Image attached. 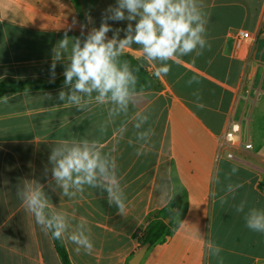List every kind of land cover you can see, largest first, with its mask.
Wrapping results in <instances>:
<instances>
[{
	"label": "crops",
	"instance_id": "1",
	"mask_svg": "<svg viewBox=\"0 0 264 264\" xmlns=\"http://www.w3.org/2000/svg\"><path fill=\"white\" fill-rule=\"evenodd\" d=\"M201 2L210 47L200 56L149 62L141 46L132 44L123 54L133 56L154 85L133 93L126 112L110 115L116 106L98 104L95 92L83 97L89 100L83 110L61 101L59 92L69 93L70 86L58 82L70 62L72 41L83 42L98 29L105 10L117 0H0V82L52 84L6 95V102L0 98V264H63L51 234L17 195L26 183L39 186L48 199L47 217L65 215L63 242L72 264H130L139 251L136 234L158 222L172 234L151 244L140 264L264 260V234L249 230L244 220L252 209L264 211V0ZM107 22L112 29H126L129 23ZM81 24L86 25L83 33ZM241 30L251 38L238 47ZM65 31L69 50L56 61V78L50 82L53 50ZM112 36L109 31L107 37ZM124 37L121 31L119 39ZM164 64L170 71L157 77L155 71ZM144 115L147 123L136 128ZM231 121L241 125L235 145L223 142ZM149 128L155 132L150 143L139 140ZM84 139L116 158L127 197L123 216L102 189L85 186L75 198L62 194L53 175L52 149L62 140ZM248 141L251 149L244 147ZM141 145L146 154L138 157ZM233 167L236 174H231ZM239 206L243 211H237ZM81 224L94 244L91 255L77 253L67 240ZM217 245L219 256L214 254Z\"/></svg>",
	"mask_w": 264,
	"mask_h": 264
},
{
	"label": "clouds",
	"instance_id": "2",
	"mask_svg": "<svg viewBox=\"0 0 264 264\" xmlns=\"http://www.w3.org/2000/svg\"><path fill=\"white\" fill-rule=\"evenodd\" d=\"M85 18L91 23L89 13H85ZM109 19L127 20L129 23L126 29H112L107 22ZM132 21H135L134 25ZM208 22L201 0H117L115 7L109 6L105 10L98 29L93 28L83 42L79 38L72 41L70 62L64 71V86H70V92L66 94L61 90L58 98L83 110L89 103L83 97L91 98L95 92L98 104L112 103L116 106L109 110L110 115L118 111L126 112L138 78L126 61L122 67L118 66L117 58L124 50L132 44L140 45L143 59L149 62H167L177 55L183 57L191 53L200 56L210 47L207 40ZM75 24L76 20H73V25ZM80 28L83 33L86 25L81 24ZM109 31H113L111 39L107 37ZM121 31L125 32L123 39H119ZM68 50L69 38L65 31L63 39L53 50L50 82H54L56 78V61ZM169 71L170 65L164 64L155 71V75L159 77ZM191 82L192 80L189 81ZM4 99L6 102L7 96ZM196 106L203 107L201 103ZM148 119L147 115L141 116L135 127L140 128ZM153 135L154 129L149 128L139 133L138 139L150 143ZM145 146L141 145L137 149L138 157L146 154ZM50 161L54 165L53 175L64 196L75 198L84 192L85 186L99 188L107 192V202L116 207L117 214H125L127 197L118 175L117 160L102 154L94 142L87 139L71 142L62 140L59 146L52 149ZM237 172L236 167L231 169V174ZM232 190L230 185L229 191ZM17 195L26 211L34 216L35 222L45 233H50L53 239L65 240L68 229L66 217L63 214L51 218L45 215V209L49 206L48 199L39 186L26 183L23 191L18 188ZM237 211H243V207L239 206ZM244 220L249 230L264 234V211L252 209ZM67 240L76 246L77 253L83 250L91 255L94 250L93 241L86 234L83 224L80 225V230L67 236ZM221 251L219 245L215 246V255L219 256ZM219 264H224L223 257H220Z\"/></svg>",
	"mask_w": 264,
	"mask_h": 264
},
{
	"label": "trees",
	"instance_id": "3",
	"mask_svg": "<svg viewBox=\"0 0 264 264\" xmlns=\"http://www.w3.org/2000/svg\"><path fill=\"white\" fill-rule=\"evenodd\" d=\"M125 61L128 63L130 70L133 71L138 78L134 93L145 91L153 87L154 80L152 76L133 56L128 54L120 55L117 58L118 66L122 67ZM58 83H64V77L61 78ZM51 85L52 84L41 83L34 80H5L0 82V98L25 89L44 88L50 87ZM171 234L172 231L167 228V225L164 222H158L147 229L146 242H150L152 245H155L164 241L165 238ZM54 243L62 263L72 264L63 240L54 239Z\"/></svg>",
	"mask_w": 264,
	"mask_h": 264
},
{
	"label": "built area",
	"instance_id": "4",
	"mask_svg": "<svg viewBox=\"0 0 264 264\" xmlns=\"http://www.w3.org/2000/svg\"><path fill=\"white\" fill-rule=\"evenodd\" d=\"M251 38V34L247 31H239L236 34V44L238 47L242 46V44H244V42L248 41ZM241 132V125L239 122H235V121H231L230 122V128L227 131V133L225 134L224 138H223V142L224 144H230V145H235V143L237 142L238 136ZM244 147L246 149H251L253 147L251 141H248ZM147 229H148V224L143 226L138 233L136 234V242H137V246L138 249L140 250L141 247L143 246V244L146 242V238H147ZM259 264H264V260L261 261Z\"/></svg>",
	"mask_w": 264,
	"mask_h": 264
},
{
	"label": "water",
	"instance_id": "5",
	"mask_svg": "<svg viewBox=\"0 0 264 264\" xmlns=\"http://www.w3.org/2000/svg\"><path fill=\"white\" fill-rule=\"evenodd\" d=\"M151 246L150 242H145L141 249L134 255V257L130 260V264H140L143 260L148 248Z\"/></svg>",
	"mask_w": 264,
	"mask_h": 264
},
{
	"label": "rangeland",
	"instance_id": "6",
	"mask_svg": "<svg viewBox=\"0 0 264 264\" xmlns=\"http://www.w3.org/2000/svg\"><path fill=\"white\" fill-rule=\"evenodd\" d=\"M256 92V91H255Z\"/></svg>",
	"mask_w": 264,
	"mask_h": 264
}]
</instances>
